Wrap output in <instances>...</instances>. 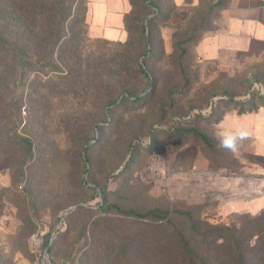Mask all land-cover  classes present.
Segmentation results:
<instances>
[{"label":"rangeland","instance_id":"obj_1","mask_svg":"<svg viewBox=\"0 0 264 264\" xmlns=\"http://www.w3.org/2000/svg\"><path fill=\"white\" fill-rule=\"evenodd\" d=\"M66 1L64 27L82 55L79 69L103 82L63 79L69 69L61 72L57 63L34 67L30 79L41 75L36 85L41 95L24 103L17 133L31 141L32 156L22 157L14 142L7 145L9 159L0 155V264H181L172 248L175 231L204 256L207 245L199 236L207 224L232 227L255 215L217 212L225 195L198 196L197 180L190 182L195 197L187 199L183 189L169 196L144 185L140 171L153 148H163L174 133L192 156L211 158L212 171L256 179L257 169L241 159L250 151L247 143L222 136L205 118L210 111L205 107L217 101L216 93L237 96L236 112L263 105L264 60L223 68L217 84L206 86L201 80L216 71L206 73L196 40L187 42L192 30L185 23H163L162 41L157 38L156 53L148 58L135 39L129 44L92 39L89 0ZM163 5L171 11L170 1ZM208 14L211 32L217 15ZM117 84L124 88L104 102ZM154 210L161 219L124 214Z\"/></svg>","mask_w":264,"mask_h":264},{"label":"trees","instance_id":"obj_2","mask_svg":"<svg viewBox=\"0 0 264 264\" xmlns=\"http://www.w3.org/2000/svg\"><path fill=\"white\" fill-rule=\"evenodd\" d=\"M165 1H170L171 11L166 10L163 5ZM66 2V0H0V155L6 154L7 159L10 158L7 150L9 142L19 146L22 157L32 156L33 153L31 141L17 133L22 127L21 112L24 103L31 97L39 98L41 95V90L36 87L43 81L41 75L30 79L37 64L54 68V63H57L62 68L61 72L68 68V75L63 79L72 78L80 84L94 85L95 82H103L102 79L91 76V73L79 69L82 55L78 54V50L73 49L70 44L71 37L68 36L64 27V16L68 14ZM131 4L132 10L125 18L129 37L124 43L129 44L132 39L137 40L141 47V56L150 54L148 58H151V55L156 53L157 38L162 41L161 27L163 23L169 21L170 15L176 8L172 0H131ZM208 11L214 13L212 7H207L202 21H196L197 25H191L192 22L185 23L192 30L187 42L194 38L197 45L198 35L207 29ZM185 52V49L181 48L180 53ZM138 71L145 77H149L140 66ZM183 79L187 81L184 75ZM216 80L206 86H215ZM48 82L50 85L56 83L53 80ZM123 88L117 84L116 89L113 87L109 91L104 102H110ZM236 97H229L224 93L214 94L213 98L217 101L205 107L210 108L208 115L205 116L208 122L213 121L217 124L228 111L236 106ZM222 102L223 107H219L218 105ZM262 104L249 110L243 109L240 113L252 112L263 107L264 100ZM101 109L104 111V107ZM170 136L171 139L163 145V148L169 145L175 149L183 148L181 134L172 133ZM173 138L178 139L177 143L172 140ZM202 140L207 144L208 139L205 135H202ZM163 148L154 147L150 157ZM207 159L210 165H213L211 158L207 157ZM22 163L25 164L26 159ZM158 212L154 210L145 215L133 212L124 214L141 219L159 220L161 218L157 216ZM195 228V223H192L191 229L195 230ZM175 232V238L173 236L171 239L176 244L172 248L176 249L180 257L178 261L182 260L181 264H264V212L255 214L247 221L232 227L207 224L199 236L200 244L204 247V244L207 245L205 255L202 257L197 254L183 233ZM213 244H216V250L210 249ZM213 251L216 256L213 255L211 259L208 256ZM166 254H169V248Z\"/></svg>","mask_w":264,"mask_h":264},{"label":"crops","instance_id":"obj_3","mask_svg":"<svg viewBox=\"0 0 264 264\" xmlns=\"http://www.w3.org/2000/svg\"><path fill=\"white\" fill-rule=\"evenodd\" d=\"M172 3L176 8L169 18L172 24L201 22L207 7H212L217 15L214 29L198 35L196 52L200 62L206 73L216 71L210 80L202 79L203 84H212L221 77L223 68L264 60V0H172ZM131 10V0H89L90 37L112 43L126 42L129 34L125 18ZM216 126L222 136L247 143L246 149L250 151L244 152L241 159L257 169L256 179L227 174L225 170L214 172L202 154L192 156L190 147L175 149L169 145L149 158L140 171L141 182L169 196L183 189L184 197L190 199L196 196L190 182L197 180L198 196L225 195L226 200L215 205L217 212L228 215L263 212L264 106L244 113L232 108ZM242 183H245L243 188Z\"/></svg>","mask_w":264,"mask_h":264},{"label":"clouds","instance_id":"obj_4","mask_svg":"<svg viewBox=\"0 0 264 264\" xmlns=\"http://www.w3.org/2000/svg\"><path fill=\"white\" fill-rule=\"evenodd\" d=\"M225 146H228V144L226 143Z\"/></svg>","mask_w":264,"mask_h":264},{"label":"water","instance_id":"obj_5","mask_svg":"<svg viewBox=\"0 0 264 264\" xmlns=\"http://www.w3.org/2000/svg\"><path fill=\"white\" fill-rule=\"evenodd\" d=\"M75 208H76V206L74 207V209H75ZM67 214H68V213H67ZM67 214H66V215H67ZM58 228H59V227H58Z\"/></svg>","mask_w":264,"mask_h":264}]
</instances>
